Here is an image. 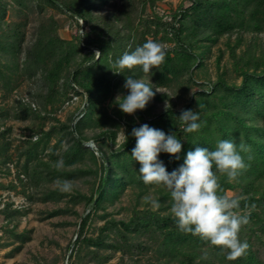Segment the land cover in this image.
I'll list each match as a JSON object with an SVG mask.
<instances>
[{
    "label": "rangeland",
    "instance_id": "obj_1",
    "mask_svg": "<svg viewBox=\"0 0 264 264\" xmlns=\"http://www.w3.org/2000/svg\"><path fill=\"white\" fill-rule=\"evenodd\" d=\"M2 1L7 4L6 8L4 7L5 14L1 20L0 31L11 35L8 41L15 38L20 40L21 52L6 53L0 48V66L5 74L4 78H0V132L5 131L4 136L0 135V264H69L68 254L72 248V264H175L191 254L187 247L182 245L167 247L162 235L153 227L126 230L118 223L119 220L128 221L134 212L138 215L145 210L157 214L170 213L172 200L168 190L163 185H146L143 181L139 183V171L135 172L136 181L127 180L125 186L119 189L114 201H103L101 206L90 211L82 236H100L102 242L94 245L80 240L73 246L80 219L90 209L86 198L97 186L100 160L92 158L88 153L79 161L65 165L62 169L54 166L63 158L64 150L72 142L71 126L75 119L81 116L80 108L85 99L76 95L62 104V98L55 94L52 100H48L49 85L43 76L54 70L55 66L58 75L64 74L81 58V52L63 55L62 49L66 44L61 46V43L55 42L56 46L45 45L50 35L70 40L75 31L74 21L67 13L43 1L41 9L29 2V6H22L20 13V7L14 5L13 0ZM112 1L109 0L102 8L98 6L93 9L90 15L93 24L104 25L105 15L108 17L109 14H117L115 7L110 6ZM115 1L117 9L120 10L121 0ZM180 1L157 0L154 10L159 14L172 13ZM124 2L126 6L123 5V9L127 10L131 19L133 18V23H137L138 18H141L142 22L136 28L139 38L144 36L147 40L160 42L166 50L174 45L172 39H161L162 33L154 34L155 30H159L155 23L144 21L152 15L151 3L143 4L142 0ZM164 18L168 19L167 16ZM110 20L115 28H122L121 34H125L123 20ZM15 29L18 30L16 35L13 34ZM240 34L241 43L235 48V53L240 54L247 42L255 38L258 44L253 53L263 61L264 50L261 48L264 47V28L260 32L242 31ZM240 34L232 32L230 35L223 34L206 41L198 37V41L208 47L201 56L203 67L192 71V75L180 73L162 85L155 83L159 68L153 67L151 72L144 73L134 67L130 74L121 76L114 72L122 71L115 68L114 64L101 63L98 69H93L95 74L114 73L117 76L112 77L109 91L100 90L89 125L83 128L81 134L90 138L103 129L111 128L115 131V138L111 140L105 137L97 143L88 140L85 145L93 149L95 155L98 153L95 150L96 145L107 154L125 141L128 128L123 119L118 120L117 113L120 108L117 96L128 94L129 90L123 87L127 76L144 80L156 92L142 109L145 110V121L136 113L140 109L130 114L138 127L168 106L182 108L191 96H195V91L205 88L219 74L227 83L238 84L240 77L233 70L235 58L232 57L227 43L233 46L237 35ZM30 47L34 48L31 53L33 58H36L35 61L25 59L26 50ZM113 120H118L119 124H113ZM51 127L53 130L45 136L44 132ZM35 141L38 142L36 156L28 159L23 152L30 142ZM25 163L28 166L27 172H38L36 177L31 178L27 174ZM130 167L136 169V164L130 162ZM245 179L252 181L255 177L246 173ZM63 180L73 184L70 192L60 190L57 182ZM232 182L244 183L241 175ZM263 183L264 177L260 176L248 188L251 193H256ZM242 190V185H237L236 188L227 189L226 193L240 194L244 192ZM148 196L155 199L159 207L147 202ZM111 220L117 225L102 230L101 227L104 224L109 225ZM205 253L208 259L202 258ZM193 255L195 258L191 264H205L215 259L204 247L195 249Z\"/></svg>",
    "mask_w": 264,
    "mask_h": 264
},
{
    "label": "trees",
    "instance_id": "obj_2",
    "mask_svg": "<svg viewBox=\"0 0 264 264\" xmlns=\"http://www.w3.org/2000/svg\"><path fill=\"white\" fill-rule=\"evenodd\" d=\"M42 1L67 13L75 25V31L72 33L70 40H63L57 35H50L45 45L47 47L49 44L56 46L55 42L61 43V46L66 44L65 48L62 47V54L65 56L82 53L79 61L66 73L58 75V69L55 66L54 70L43 76V79L49 85L47 87L49 90L48 100H52V96L55 94H58L60 99L62 98V104L65 101L72 100V97L76 95L85 99L84 105L80 108L81 116L72 123L70 130L73 133L72 142L64 150L63 160L64 166L70 165L79 161L88 153L91 154L92 158H99L100 160V175L97 186L94 192L86 198V203L90 206V209L80 219L73 246L78 244L80 240L99 245L102 242L100 236L96 238L82 236L90 217V211L101 206L103 201H114L118 196L119 189L125 186L127 180L135 179L136 181L135 172L139 170L140 164L131 156V151L136 145V138L131 135V132L133 128H138V126L130 114L121 110L117 113L118 120L123 119L128 128V135L118 148L105 154L101 147L96 145L95 150L98 152L96 156L95 151L85 145L88 140L97 143L105 137H109L111 140L115 138V131L111 128L103 129L90 138L81 134L83 128L89 125L100 90L109 91L112 86V77L117 76L114 73L95 74L93 69H98L101 63H105L104 65L114 64L115 67V61L125 51L134 50L137 46L145 43L147 39L144 36L141 38L137 36L136 28L142 22L141 18H138L137 23H133V18L131 19L127 10L123 9V5L126 6L124 0H121L120 10L116 7L117 1L113 0L110 3V6L115 7L117 14H109L108 17L105 15L103 18L105 24L101 26H98L97 23H94V25L93 21L91 22L90 15L94 8H98V6L102 8V6L109 3V0H13L12 3L20 7V13L23 7L29 6V2L34 3L39 7L38 9H41ZM156 1L142 0L143 4L151 3L153 8L150 18H145L144 21L153 22L159 27V30H155V35L159 32L162 33L161 39H172L174 41V45L167 49L165 61L160 65L155 77L157 85L172 80L180 73L185 72L192 75V71L203 67L204 63L201 56L207 51L208 47L199 42L198 37L206 41L216 39L223 34L230 35L232 32L240 34L242 31L260 32L264 28V0H181L172 13L162 12V14L154 10ZM6 4V1L0 0V26L5 14ZM165 16L168 19L164 18ZM78 18H81L87 26L82 33H79L77 29ZM110 19H113L112 21L123 20L125 34H121L122 28H115L113 23H110ZM17 25L19 27L20 22ZM17 31L15 29L13 34L16 35ZM0 33V48L2 51L6 53L13 52L14 54L21 52L19 39L16 40L15 38L13 41H8L11 35H5L1 31ZM241 39L240 34L237 35L233 46L229 42L227 43L232 57L235 58L233 70L240 77L238 84L227 83L219 74L205 88L195 91V96H191L182 108L177 109L174 106H168L146 120L150 127L163 130L166 134L174 133L177 139L181 140L183 147L179 154V160L166 152H161L158 156V159L163 161L169 172L182 164L186 153L189 150H195L197 146L214 150L217 141L221 139L233 140L237 146L241 142L250 146V151L241 153L245 162L249 165L247 170L240 174L244 183L229 182L226 176L220 179L223 194L226 195H228L226 193L227 189L242 185V191L244 192L228 196L245 197L241 200L240 208L237 211L241 214L250 213V222L241 228L239 234L240 240L242 242L247 241L249 248L240 258L228 260L226 258L227 249L213 246L210 242L204 241L198 236L180 231L171 213L157 214L145 210L141 215L134 212L128 221H118L126 230H133L138 227H146L147 229L153 227L158 234L162 235L164 244L167 247L169 245L171 247L180 245L187 247L191 254L178 260L175 264H191L195 258L193 255L194 250L199 247L207 249L209 254L215 258L205 264H264V183L256 193H251L248 188L256 178L264 177V58L261 61V58L253 53L254 47L258 44L255 38H251L244 50L237 55L235 48L241 43ZM38 45H40L39 41ZM30 48L26 50L25 59L35 61L36 58H33L31 53L34 48ZM201 48L203 49L199 50ZM261 50L263 51L264 47ZM140 67L136 66L135 68L140 72L143 70L142 68L140 70ZM120 72L121 76L131 73L129 69H123ZM4 77L5 74L0 66V78ZM186 109L199 113L198 123L201 127L196 132L188 133L184 131L185 125L179 119V116L182 110ZM144 111L140 109L136 113L140 119L145 121ZM118 120H113V124H119ZM52 130V127L49 128L44 132V135L48 136ZM4 133L5 131H2L0 135L4 136ZM37 143V141L30 142L23 155L28 159L36 156ZM249 157L251 158L249 159ZM130 162L136 164V169L130 167ZM25 169L27 172L28 166L26 163ZM246 173L252 174L255 179L252 181L246 180ZM27 174L34 178L38 172L31 170ZM137 181L139 183L142 181L140 173L137 175ZM113 225L116 226L117 223L111 220L109 225L104 224L101 229ZM73 253L74 249L72 248L68 254L69 264H72Z\"/></svg>",
    "mask_w": 264,
    "mask_h": 264
},
{
    "label": "clouds",
    "instance_id": "obj_3",
    "mask_svg": "<svg viewBox=\"0 0 264 264\" xmlns=\"http://www.w3.org/2000/svg\"><path fill=\"white\" fill-rule=\"evenodd\" d=\"M166 54L167 50L162 43L148 39L134 50L125 51L115 61V67L131 70L141 66L144 73H149L153 67H160ZM123 87L129 92L127 95H118L117 103L120 110L127 114L144 109L156 95L148 83L132 76L126 77ZM179 119L185 125V132H196L201 127L197 111L182 110ZM131 135L136 138L131 156L140 164L138 171L143 183L163 185L168 190L172 200L170 213L179 230L198 236L213 246L227 249L228 260L243 256L249 244L247 241L242 242L239 234L241 228L250 222V213L241 214L237 211L245 197L223 194L220 179L226 176L231 182L247 170L249 165L241 153L250 151V146L243 142L237 146L233 140L228 139L218 140L214 150L197 146L195 150L186 153L182 164L169 172L158 156L166 152L180 159L183 145L174 133L166 134L145 123L133 128ZM54 166L62 169L63 158ZM57 183L62 192H70L74 187L68 180ZM146 201L159 207V203L151 196L146 197ZM202 258L208 259L207 253Z\"/></svg>",
    "mask_w": 264,
    "mask_h": 264
},
{
    "label": "built area",
    "instance_id": "obj_4",
    "mask_svg": "<svg viewBox=\"0 0 264 264\" xmlns=\"http://www.w3.org/2000/svg\"><path fill=\"white\" fill-rule=\"evenodd\" d=\"M77 22H78V27H77L78 32H79V33H82L83 30H84L85 28H87V26L84 24V21H83L81 18H78V19H77ZM95 149H96V148H95Z\"/></svg>",
    "mask_w": 264,
    "mask_h": 264
}]
</instances>
